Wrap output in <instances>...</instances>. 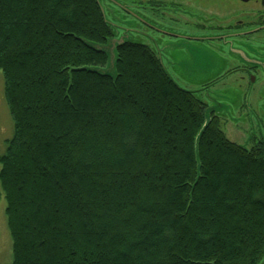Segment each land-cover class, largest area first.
Returning a JSON list of instances; mask_svg holds the SVG:
<instances>
[{"label":"trees","instance_id":"obj_1","mask_svg":"<svg viewBox=\"0 0 264 264\" xmlns=\"http://www.w3.org/2000/svg\"><path fill=\"white\" fill-rule=\"evenodd\" d=\"M112 39L97 0H0L12 264H259L264 141L212 112L202 131L207 105L148 45L102 73Z\"/></svg>","mask_w":264,"mask_h":264},{"label":"flooded vegetation","instance_id":"obj_2","mask_svg":"<svg viewBox=\"0 0 264 264\" xmlns=\"http://www.w3.org/2000/svg\"><path fill=\"white\" fill-rule=\"evenodd\" d=\"M117 1L122 6L121 10H123L125 15L131 18L128 19L131 21L130 24L138 27L136 30L132 28V30L137 32L138 36L149 34L150 38L165 39L172 35L169 38H178L172 33V31L176 32V29H168L171 31L166 33V30L162 29V27H167L162 26V23L165 25L171 24L172 22L184 20V18L186 19V27L205 28L207 36L211 37L204 38L206 42H199L210 44L211 48L220 54V59L217 60L218 70H220H217L218 72L216 71L211 78H207L208 80L204 81L197 89V93L194 92L195 95L208 108L211 105L210 98L207 97L210 88L215 89L221 83L225 87L234 88L237 93L234 95V104L232 103L234 111H232L230 118L235 117L236 113L237 116L243 114L244 119L247 120L250 114L252 117H256L258 126L254 120L251 121L249 119V128L246 131L249 138L248 142L251 144L253 139H255L254 142L264 141V100L262 101L263 108H261L260 113L254 109L250 101L251 92H254L259 87L258 84L261 86L259 87L260 90H262V87L264 88V82L262 81L264 58L258 56L252 50L255 45L260 44L263 46L261 52L264 53V0H239L241 3H237L235 0ZM105 4L108 5L109 1L105 0ZM190 18L197 20L200 24H189ZM114 38L117 39V36L114 35ZM139 39L130 40V38H123L124 41L132 42H138ZM149 47L156 57L162 61L159 53L150 45ZM169 75L171 76L170 73ZM171 78L177 83L173 76ZM204 90L205 92H202ZM212 116L220 124L229 120L227 115L224 113L217 114L214 110H212ZM238 122L240 123L241 121Z\"/></svg>","mask_w":264,"mask_h":264},{"label":"rangeland","instance_id":"obj_3","mask_svg":"<svg viewBox=\"0 0 264 264\" xmlns=\"http://www.w3.org/2000/svg\"><path fill=\"white\" fill-rule=\"evenodd\" d=\"M108 1V5L105 4V0H100V4L104 10L107 21L112 25L114 35L117 36V39H123L126 37L128 39L130 38V40H136L140 38L138 43L149 44L159 53L163 65H165L167 71L176 79L181 87L197 93V89L201 84L211 78L218 70L219 66L217 60L220 59V54L215 52L210 44L199 42H206L204 38L211 37L207 36V30L205 28L195 29L193 26L186 27V19L184 18V20L182 19L179 20V22H172L171 24L165 25L162 23V26L167 27H162V29L166 30V33H170L169 31L171 30L168 29H176L177 31H172V33L178 38H169L172 35H169V37L165 39L150 38L149 34L138 36L135 31L138 27L130 24L131 21L128 19L131 18L127 17L123 10H121L122 6L119 4V1ZM235 2L241 3L239 0H235ZM189 24L200 23L197 22V20L190 18ZM132 28L135 30H132ZM139 29L141 30L140 26ZM254 47L252 48L253 52L264 58V53L261 52L263 46L258 44ZM262 78V81L264 82V68H262ZM258 85L261 87L260 84ZM259 87H257L254 92H251L250 97L251 105H253L258 113H260L261 108H263L262 101L264 100V88L262 87V90H260ZM202 92H205V90ZM208 93L207 97L210 98L211 105L208 107L209 110L207 109V111H209L207 116L211 113L210 109L214 110L217 114L224 113L227 115V119L229 120L222 122L221 124L227 138L232 142L250 147L255 139L249 144V138L246 132L249 128V119H251V121L254 120L257 126L258 119L252 117L250 114V117L247 120L244 119L243 114H238L239 116H237V113L235 114V117L230 118L232 111H234L232 103L237 91L234 88H229V86L225 87L221 83L215 89L210 88ZM238 121L241 122L239 123ZM243 122H245V124H243ZM13 136L14 122L5 97V79L3 73L0 72V155L6 153L8 142ZM252 137L254 138V136ZM5 207L6 203L4 198H2L0 201V264H12V239L7 224ZM259 264H264V259Z\"/></svg>","mask_w":264,"mask_h":264},{"label":"water","instance_id":"obj_4","mask_svg":"<svg viewBox=\"0 0 264 264\" xmlns=\"http://www.w3.org/2000/svg\"><path fill=\"white\" fill-rule=\"evenodd\" d=\"M97 1H98L99 5L101 7V10H102V13H103L105 19H106L104 10H103V8H102V6L100 4V0H97ZM106 21H107V19H106ZM123 42H124L123 39H112V40H109L108 45H106V46H100V45L96 46L98 49H101V50L105 51L108 54V56H109L108 67L106 69H101L102 73H105V74H108V75H112V76L115 74V62L117 60L116 46L122 44ZM208 112L209 111H207V113ZM211 112H212V110H211ZM209 116H210V113L208 114V116L206 118V122H205V124H204V126L202 128V131L204 130V128L206 127V125L209 122V119H210ZM202 131H201V133H202Z\"/></svg>","mask_w":264,"mask_h":264}]
</instances>
